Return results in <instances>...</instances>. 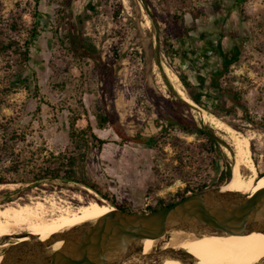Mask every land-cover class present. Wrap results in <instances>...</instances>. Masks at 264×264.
<instances>
[{
	"label": "rangeland",
	"instance_id": "374dc122",
	"mask_svg": "<svg viewBox=\"0 0 264 264\" xmlns=\"http://www.w3.org/2000/svg\"><path fill=\"white\" fill-rule=\"evenodd\" d=\"M226 10L231 13L225 18ZM77 15L84 19L82 23ZM12 21L17 32L10 30ZM175 23L191 28L182 35L190 39L179 48L172 36ZM74 25L99 57L74 53L69 34ZM33 27L36 34L30 39L28 59L16 74L18 56L3 46L9 39L19 43L29 39ZM219 31L225 34L224 48L232 41L241 48L239 59L221 82L237 90L250 115L261 121L264 0H243L237 6L232 0H74L71 6L64 0H0V137L17 135L21 139L17 148L24 151L33 142L52 151L84 153L83 173L97 189L57 179L30 189H23L28 182H10L0 189L20 191L0 207L42 201L49 213L46 219L89 201L114 206V200L129 211H143L203 186H216L226 165L232 175V148L224 133L203 121L201 113L216 116L194 101L187 104L177 96L184 103L177 102L168 90L170 80L158 65H167L170 58L167 67L194 82L202 63L218 65L213 48ZM199 34L205 38L200 40ZM175 47L181 53L190 51L191 58L198 55L194 66L174 56ZM208 97L213 99L212 91ZM208 97L203 96V101L209 102ZM216 118L250 137L251 159L257 172L264 171V130L230 115ZM71 120L76 128L89 124L105 142L75 147L69 138ZM178 121L194 122L205 132L210 127L216 142ZM152 135L156 140L150 145L131 138ZM9 176L26 177L23 173ZM21 232H26L22 226Z\"/></svg>",
	"mask_w": 264,
	"mask_h": 264
},
{
	"label": "water",
	"instance_id": "95a60500",
	"mask_svg": "<svg viewBox=\"0 0 264 264\" xmlns=\"http://www.w3.org/2000/svg\"><path fill=\"white\" fill-rule=\"evenodd\" d=\"M155 53L158 59L157 45ZM170 88L190 104L172 85ZM218 141L225 144L223 139ZM263 175L264 171H258L255 180ZM112 207L96 218L54 231L43 240L27 231L4 235L0 238V264H161L168 258L197 264L179 247L182 241L254 231L264 235V189L250 195L216 185L154 210ZM21 236L28 238L15 240ZM146 238H152L153 243L143 252ZM56 241L61 243L54 249ZM252 264H264V256Z\"/></svg>",
	"mask_w": 264,
	"mask_h": 264
},
{
	"label": "trees",
	"instance_id": "16d2710c",
	"mask_svg": "<svg viewBox=\"0 0 264 264\" xmlns=\"http://www.w3.org/2000/svg\"><path fill=\"white\" fill-rule=\"evenodd\" d=\"M71 6L74 0H64ZM234 6H237L243 0H232ZM230 10H226L223 13L224 17H228ZM34 16V15H33ZM76 18L80 23L83 22L81 15H77ZM12 23V24H11ZM10 23L9 27L12 31H18L19 28L13 25V21ZM70 31L71 43L73 46V51L77 55L88 56L91 58L99 57L98 51L90 43L86 42V37L82 32L79 31L78 25ZM193 29V27H192ZM191 28L185 27L183 23H175L173 27L172 36L178 45V48L183 46L186 43L187 39H190V35L183 37V34H186ZM36 34L35 27L31 28L30 38L25 39L22 43H19L15 39H9L6 45L3 48H11L13 52L18 56L17 63L15 64L16 74L20 73L25 66V63L29 55V43L31 37ZM219 37L215 41L213 53L218 61V65L206 66L202 63L198 72L195 74L194 82H190L188 77L183 74L177 73L178 78L180 79L184 89L196 104L204 107L208 112L212 113L218 118H223L225 115H230L236 117L243 122L251 125H256L264 130V119L261 121H255V119L250 115L249 110L242 100L241 94L228 85H223L221 79L225 74L230 70V67L235 63L240 56L241 48L240 46L232 41V43L226 48L223 47V37L225 34L219 31ZM200 40L205 38L204 34H199ZM174 48L173 55L179 57L182 61H187L188 66H194V62L198 57H190L191 52L188 50L180 52V49ZM201 56V55H200ZM168 64L171 66L170 58L167 59ZM190 63V64H189ZM169 93L177 100L179 103H184L183 101L177 99V95L170 88H168ZM210 91L213 92V99L208 97ZM191 96V97H190ZM203 96H207L209 102L203 101ZM104 121L106 119H103ZM231 126H234V123L231 121H226ZM183 128H194L204 132L209 139L213 142L215 138L212 135V129L208 126L207 132L203 131L202 128L198 127L194 122L186 123L185 121H178ZM69 138L72 143L75 144V147L79 148L81 145L88 147L89 143L97 142L98 145H101L105 141L97 137L87 124L84 128H76L74 126V120H71L69 123ZM132 140L150 145L155 142V136L147 137H131ZM21 139L17 135H7L0 137V184L5 183H14V182H28L29 184L23 189H30L32 187L38 186L43 182H50L52 180H59L62 183L73 182L79 185H84L93 190L97 191L96 187L89 182L87 177L83 173V165L81 161L83 160L84 153H75L73 151H52L49 150L45 145H35V143H29L28 146L30 149L24 151L20 148H17V144ZM25 174L24 179H16L18 177H10ZM231 176V167L226 165L225 168L219 173L216 182L213 185L219 184L221 181L229 179ZM212 186V185H211ZM206 186L199 188L198 190L204 189ZM197 190V191H198ZM20 188L9 190V189H0V203L8 202L12 200L10 195L12 193L19 192ZM195 192V191H192ZM107 198L105 195H103ZM185 194L180 195L177 199L168 202L161 203L157 207H148L146 210H154L159 207L168 205L182 197ZM111 203L124 211H129L124 205L116 203L114 200H111Z\"/></svg>",
	"mask_w": 264,
	"mask_h": 264
},
{
	"label": "bare ground",
	"instance_id": "6f19581e",
	"mask_svg": "<svg viewBox=\"0 0 264 264\" xmlns=\"http://www.w3.org/2000/svg\"><path fill=\"white\" fill-rule=\"evenodd\" d=\"M158 65L167 75L176 92L183 99L192 103L181 88L177 75L170 70L171 68L167 67L168 64L166 65L164 62H161ZM201 116L203 121L205 120L224 133L222 137L232 148V175L225 184V188L250 195L264 189V175L255 180L257 170L250 156V137L248 138V135L241 136L237 134L231 127L223 123L222 120L217 119L211 114L202 111ZM241 167L246 168L249 171L248 174L242 173L241 169L239 170ZM76 196L78 197V195ZM112 209V206L105 203L89 201L74 207V209L65 208L57 216H50L51 218L46 219L44 215L48 211L46 210L47 212H45V204L42 201L36 200L33 205L23 203L1 206L0 238L4 235L18 233V229L22 226L29 235H36L38 239L43 240L54 231L96 218ZM27 238L28 236H21L15 238V240L21 241ZM60 243L61 241H56L53 244V248H57ZM152 243V238H146L143 242V252H147ZM172 244L175 243L173 242ZM179 247L192 255L196 259L197 264H252L264 256V235L261 232L254 231L247 234L235 233L223 236H207L182 241ZM161 264L182 263L168 258L162 261Z\"/></svg>",
	"mask_w": 264,
	"mask_h": 264
}]
</instances>
